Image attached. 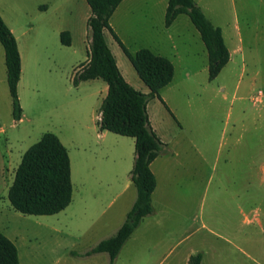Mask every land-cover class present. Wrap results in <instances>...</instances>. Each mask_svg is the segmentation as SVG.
<instances>
[{
	"label": "rangeland",
	"instance_id": "1",
	"mask_svg": "<svg viewBox=\"0 0 264 264\" xmlns=\"http://www.w3.org/2000/svg\"><path fill=\"white\" fill-rule=\"evenodd\" d=\"M195 1L222 29L230 51L213 80L190 17L182 14L166 27L168 0H124L110 19L131 52L154 50L163 40L179 45L177 62L190 45L197 51L192 76L185 80L178 69L174 84L161 90L166 104L149 101L151 124L167 144L152 165L155 209L112 262L106 252H87L114 235L133 207L136 150L132 137L101 135L107 83H73L90 58V6L86 0H0L22 56L23 115L15 120L0 42V232L17 245L20 264H190L199 252L201 264H264V0ZM66 30L69 46L61 41ZM105 35L122 74L150 91L112 33ZM46 132L68 149L73 200L57 214H23L11 205L9 188L25 152Z\"/></svg>",
	"mask_w": 264,
	"mask_h": 264
},
{
	"label": "trees",
	"instance_id": "2",
	"mask_svg": "<svg viewBox=\"0 0 264 264\" xmlns=\"http://www.w3.org/2000/svg\"><path fill=\"white\" fill-rule=\"evenodd\" d=\"M91 9L88 19L90 29V58L76 72L73 83L103 79L108 85L101 109L99 127L135 139L136 158L131 180L137 189L133 207L118 231L103 239L87 255L106 252L113 262L124 244L137 229L142 219L153 213V192L157 178L151 169L152 162L164 151V143L154 130L148 103L161 97V90L169 85L175 75L173 62L150 48L131 52L113 30L110 19L123 0H86ZM187 14L201 34L209 56V78L215 79L230 60L222 29L212 23L195 0H168L165 24ZM109 30L131 61L141 80L149 87L141 92L122 74L105 35ZM64 45H71L70 31L61 32ZM0 42L5 49L7 78L12 97L13 117L21 120L23 108L18 94L22 73V57L16 36L0 15ZM73 199L71 159L58 135L46 132L24 154L12 185L9 200L17 211L30 215H53L66 209ZM202 253L190 257V264H201ZM0 264H20L19 250L13 240L0 232Z\"/></svg>",
	"mask_w": 264,
	"mask_h": 264
},
{
	"label": "crops",
	"instance_id": "3",
	"mask_svg": "<svg viewBox=\"0 0 264 264\" xmlns=\"http://www.w3.org/2000/svg\"><path fill=\"white\" fill-rule=\"evenodd\" d=\"M124 1V0H123ZM122 1V2H123ZM121 2V3H122ZM121 5V4H120ZM119 5V6H120ZM118 6V7H119ZM168 6V5H167ZM117 7V8H118ZM117 10V9H116ZM115 10V11H116ZM115 13V12H114ZM113 13V14H114ZM182 15V14H181ZM180 16V15H179ZM179 16L175 19V21L176 20H178V18H179ZM112 17V16H111ZM174 21V22H175ZM173 22V23H174ZM173 23L170 25V26H166V27H171L172 25H173ZM166 25V24H165ZM195 26V25H194ZM198 30V29H197ZM117 34V33H116ZM118 35V34H117ZM119 36V35H118ZM120 38V37H119ZM169 38V40H171L172 39V36H169L168 37ZM202 38V37H201ZM115 39V38H114ZM202 41H203V39H202ZM160 42V44L158 43L157 44V48L156 49H154L153 51L155 52V53H157V54H160V55H163V56H165V57H167V58H169L172 62H173V64H174V67H175V75H174V78H173V80H172V82L169 84V85H167L166 87H164L163 89H166V88H170L173 84H174V82H175V80H176V78H177V73H178V69H180V70H182V75H183V77H184V79L186 80V79H188V78H190L191 76H192V74H193V72L195 71V67L193 66V60L191 59L192 57V54L194 55V54H196L197 53V51H196V48L194 47V46H192V45H190L189 47H187L186 49H185V53H186V59L185 60H181V58H178V59H180L179 60V62H177L176 60H175V58L176 57H178V55H179V49H180V47H179V45H177L175 42H173L172 43V45H169V44H166L165 42L166 41H159ZM204 42V41H203ZM124 43V42H123ZM72 44V43H71ZM119 44V43H118ZM18 45H19V43H18ZM204 45H205V43H204ZM110 46V45H109ZM111 48V47H110ZM205 48H206V45H205ZM150 49L152 50L153 48L152 47H150ZM20 50V49H19ZM112 50V49H111ZM123 50V49H122ZM206 50V51H205ZM170 51H171V53L172 54H169L170 53ZM113 52V51H112ZM124 52V51H123ZM203 52H208L207 51V48L206 49H204L203 50ZM21 53V52H20ZM114 53V52H113ZM115 55V54H114ZM171 55H173V56H171ZM22 57V56H21ZM172 57H174V58H172ZM115 58H117L116 57V55H115ZM117 60V59H116ZM117 63H118V61H117ZM118 66H119V64H118ZM120 68V67H119ZM80 69V68H79ZM79 69H76V71H78ZM121 70V69H120ZM121 72H123V71H121ZM125 77V76H124ZM73 78H74V76H73ZM126 78V77H125ZM126 80L130 83V84H132L136 89H139V88H137V86L135 85V84H133V82L131 81V80H129L128 78H126ZM81 83V82H80ZM137 84H139L138 82H137ZM162 89V90H163ZM144 91V90H143ZM149 92V91H148ZM148 92H145V93H148ZM161 97H162V99L164 100V101H166V99H165V97L161 94ZM154 99H157V100H160L159 98H154ZM161 101V100H160ZM162 102V101H161ZM148 108H149V103H148ZM148 111H149V109H148ZM150 115V114H149ZM151 123H152V121H151ZM154 127V126H153ZM155 129V128H154ZM156 131V130H155ZM101 132V135H103V136H105L106 135V132H107V130H104V131H100ZM135 140V139H134ZM172 153H173V151H171ZM159 158V156L152 162V164H151V169H152V165L154 164V162H156V160ZM153 171V170H152ZM154 172V171H153ZM155 174V173H154ZM155 176H156V174H155ZM157 178V177H156ZM157 185H158V180H157ZM157 188V187H156ZM156 190V189H155ZM155 192V191H154ZM154 192H153V194H154ZM73 200V199H72ZM152 202H153V196H152ZM153 207H154V204H153ZM155 209V208H154ZM153 213H154V211H153ZM152 213V214H153ZM151 215V214H150ZM149 216V215H148ZM147 217V216H146ZM145 218V217H144ZM143 218V219H144ZM142 219V220H143ZM140 225V224H139ZM139 227V226H138ZM137 227V228H138ZM11 239V238H10ZM12 240V239H11Z\"/></svg>",
	"mask_w": 264,
	"mask_h": 264
}]
</instances>
